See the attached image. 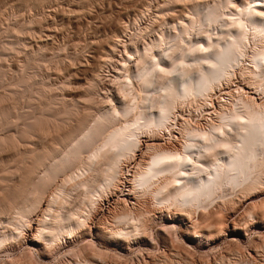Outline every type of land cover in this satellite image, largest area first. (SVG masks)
<instances>
[{
  "label": "bare ground",
  "instance_id": "6f19581e",
  "mask_svg": "<svg viewBox=\"0 0 264 264\" xmlns=\"http://www.w3.org/2000/svg\"><path fill=\"white\" fill-rule=\"evenodd\" d=\"M186 1L183 15L180 13L182 16H179L178 12L179 17L175 15L177 18L169 21L170 11L174 12L179 2L183 4ZM186 1L170 0V3L160 5L155 22L140 26V32L134 39H128V43L122 45V35L116 33L115 40L107 46L106 58L116 53V46H124L123 59L115 67L118 75L114 83L119 96L109 98V105L99 109L90 126L85 127L87 124L84 122L82 127L83 123H79L83 129L76 126L78 130L72 128L73 133L71 131L69 135L68 131L65 136L61 133L60 141L64 143L61 148L55 146L56 141H44L42 146L35 144L33 136L40 130L36 124L38 121L62 122L69 113L67 103H63L62 108L54 106L57 109L49 103L42 106L44 108L24 114L26 116L17 112L15 119L18 121L15 123L23 122V125L14 124L17 126L15 135L1 133L14 119L15 111L0 109V152L10 151L8 163L0 165V189L9 193L7 196L2 193L8 200L6 205H3L4 201L3 204L0 202V224L7 228L5 231L0 225L4 231L0 230L3 232L0 233V244L4 239L14 237L17 232L14 229L24 226L31 216L36 222V227L30 229V241L34 245L49 247L61 237L83 227L103 195L117 188L122 158L142 145V136L155 135L161 131L159 129H167L170 135L172 131L176 132L178 143L161 146L156 142L145 143L146 153H150L147 161L138 154L134 158L133 152L134 170L129 179L132 193L148 192L158 202L174 206L190 217L194 208L197 211L200 207L205 208L206 201L215 198L216 191L225 185L232 190L237 189L244 197L261 191L264 174V0ZM150 7L134 18V26L141 25L146 15L151 13ZM238 78L250 85L258 97L245 95L243 89L242 92L237 89L238 92L227 93L217 102L212 100L213 90L227 88ZM185 103L200 115L207 113L209 106L214 105V110L203 114L201 120L192 116L182 118L180 109ZM117 117L126 122L121 120L125 123L120 121L121 125H117ZM48 133H42L44 139ZM74 133H78L76 138ZM21 146L25 147L23 153H20ZM14 173L19 174L20 179L11 187L12 182L8 181ZM60 176L62 184L49 192ZM48 192L52 193L49 195ZM256 207L252 208L251 216L255 215ZM125 212L117 217L119 221L130 218V227L136 232L140 230L145 215L140 212L133 216V213ZM5 214H15V217L11 216L12 221H7L15 226L14 229L12 226L13 232L11 229L9 232L8 224L4 223ZM203 214L206 215L205 212ZM257 214L264 218V213ZM204 215L202 218L211 217V214ZM242 228L235 226L234 230ZM115 234L133 233L122 229ZM175 257L169 260L164 257L167 261L162 260L161 263H189L187 259L183 260L184 257ZM81 259L80 264H100L95 258Z\"/></svg>",
  "mask_w": 264,
  "mask_h": 264
},
{
  "label": "rangeland",
  "instance_id": "374dc122",
  "mask_svg": "<svg viewBox=\"0 0 264 264\" xmlns=\"http://www.w3.org/2000/svg\"><path fill=\"white\" fill-rule=\"evenodd\" d=\"M168 1L170 3V0H0V102L3 104V106L0 104V109L15 111L12 117L14 119H11L14 122L12 123L9 119L10 124L4 128L7 131L3 129L1 133L14 134L15 132L16 134L17 129L15 128L20 124L23 125V122L15 123L18 121H16L17 118L15 119L17 112H20L19 115L22 116V114L36 111L37 108H44L49 103L57 108H62L63 103H67L69 115H65L66 118L61 120L62 122L58 120L52 123L50 119L47 120V123L45 120L38 121L36 124L40 130L33 136L35 144L42 146L44 141L48 140L49 143L56 141L55 146L61 148L64 144L60 141L62 134L66 135L68 131L67 135H69L72 128L73 130L77 127L80 128L79 123H83L82 127L85 124H87L85 127L93 124V118L99 109L109 105V98L116 99L119 96L114 82L118 75L116 74L118 67L116 65L123 59L124 46H116L118 48L116 53L108 59L106 58L108 57L106 56L108 44L115 40L116 33L122 35L120 36L122 45L128 43L130 38L134 39L141 30L140 26L144 27L150 22H155L156 12L159 7H162L160 5L168 3ZM189 1V3L204 2L203 0ZM186 3L187 1L183 4L179 2L177 7H174L175 11L172 8L174 12L170 11V13L172 12L171 14L174 15L172 16L168 12V20L182 16L184 13L182 10ZM149 6H151V10H149L151 13L146 15L141 25L134 26V18L145 12ZM219 22L220 28L221 22ZM155 25L158 26L157 22ZM133 35L134 37H132ZM238 79H235L234 83L232 82L233 84L228 85L227 88L213 90L212 100L217 102L216 100L225 98L230 92V94L235 93L237 89L238 91L243 89L245 95L249 96L250 94L255 98L258 97L250 85L248 86L246 82L244 83L240 79L238 81ZM4 96L6 100L2 99ZM183 106L180 109L181 116L188 119L192 116L193 119L199 117L198 119L201 120L203 114H208V111L212 113L214 110V105L213 107L209 106L207 113L203 112L200 115L199 112L190 110L188 104ZM48 118L52 117L48 116ZM121 118H116L117 125H121V120L126 122ZM124 121H121L122 124L125 123ZM56 123L58 124L56 125ZM82 127L80 129H83ZM45 129L47 130L45 131ZM159 130L161 131L155 135L145 134L147 137L142 136V145L132 151L131 155L123 157L125 159L122 158L119 164L120 168L118 167L117 188L103 195L86 224L76 229L75 232L61 237L60 241L51 245L52 247L31 243L30 229L36 227L35 217L31 216L32 221L30 219V222H26V226H21V228L17 226L18 228L14 229L15 226L12 223H10L11 225L7 223L9 220L12 221L13 214L3 215L4 223L8 224V226L6 224L9 228L8 231L11 232V229L13 232L14 229L17 232L14 231V237L10 236L11 238L8 237L6 241L4 239L0 244V264H74L77 262L80 264L81 258L84 257L95 258L100 264H156L158 261L159 264H162L161 262L162 260L164 262L165 258L168 260L177 258L175 256L184 257L182 259H187L188 264H264V218L257 214L258 212L264 213V211L261 212L262 209L264 210V174L261 179L263 186L256 195L244 197L241 193L239 195L240 191L237 189L232 190V188L223 185L224 188H221L223 192L221 189V193L219 190L216 191L217 196L208 200L210 202L206 201L205 208L200 207L201 209L198 208V211L194 208L190 217L180 213L174 206L158 202L148 192L145 195L142 192L132 193L130 191L129 179H131L130 176L134 170L132 169L133 159L138 156L147 161L150 156L149 152L146 153V144L156 142L161 146L178 143L176 142V136L178 137L176 132L172 131L170 135L167 133V129L166 131ZM47 131L52 134L48 133L47 138L44 139L42 133ZM77 134L74 133L73 137ZM156 135L158 136L156 137ZM168 140L170 141L168 142ZM20 148V153H23L25 147L21 146ZM9 154V150L0 152L1 166L8 163L6 161L10 159ZM132 154L138 155L133 158ZM129 159L131 160L129 161ZM18 175L14 173L10 177L8 182L10 184L12 182L11 187L19 182L20 176ZM61 180V176L58 177L49 192H53L56 185H61ZM10 184L7 183L8 186ZM7 185L5 186L7 187ZM2 193L5 196L9 193L0 189V202L3 204L4 201L3 205H6L8 200ZM255 205L257 206L254 212L257 215L256 218H254L255 215H250ZM125 211L129 214L133 213V216L143 213L147 217H142L141 224H143L140 228L143 231H140L141 229L137 232L134 231L130 227L132 225L130 218L119 221L117 217L123 215ZM204 212L208 213L204 215ZM201 214L204 217L211 214V217L202 218ZM12 217H15V214ZM0 225L2 226V224ZM235 226L243 228L234 230ZM2 227L5 228V225L3 224ZM2 227L1 231H3ZM97 227L100 229L98 228V230ZM125 228L133 234L119 236L115 234L122 229L125 231ZM5 229L7 231V228ZM1 231L0 233L4 232ZM198 231L202 232L199 234ZM6 233L8 234V232Z\"/></svg>",
  "mask_w": 264,
  "mask_h": 264
}]
</instances>
